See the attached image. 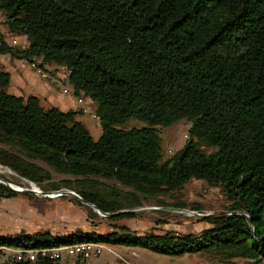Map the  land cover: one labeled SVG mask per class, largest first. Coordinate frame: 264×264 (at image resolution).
Instances as JSON below:
<instances>
[{"label":"trees","instance_id":"16d2710c","mask_svg":"<svg viewBox=\"0 0 264 264\" xmlns=\"http://www.w3.org/2000/svg\"><path fill=\"white\" fill-rule=\"evenodd\" d=\"M0 13L11 34L27 39L19 50L0 34V54L65 67L74 94L95 104L101 131L94 140L78 111L9 93V74L0 71L1 164L41 184L52 177L42 162L69 176L46 190H73L105 212L186 208L164 197L192 179L220 187L227 202L197 233H136L120 225L103 233L0 235V246L88 240L264 264V0H0ZM129 119L145 125L123 128ZM181 120L189 123L187 139L165 159L158 127ZM17 194L0 183V199ZM0 264L62 263L40 257Z\"/></svg>","mask_w":264,"mask_h":264},{"label":"rangeland","instance_id":"374dc122","mask_svg":"<svg viewBox=\"0 0 264 264\" xmlns=\"http://www.w3.org/2000/svg\"><path fill=\"white\" fill-rule=\"evenodd\" d=\"M0 34L4 37H13L10 34L5 23L4 17L0 13ZM20 50V47H16ZM52 65H48L50 67ZM85 111L77 113L76 119H80L90 129L88 122L93 118L98 123L95 109L88 107L85 103H80ZM145 124L136 119H129L123 128H140ZM189 123L181 120L168 127H158V134L161 137V147L163 157L166 159L169 156L177 153L184 145L187 139V129ZM90 133L94 140L98 139V133L90 129ZM1 145V144H0ZM201 151L206 153L211 152L212 148L199 146ZM43 168L51 172V179H45L41 184H37L27 178L19 176L15 171L8 166L0 163V180L10 183L18 189H33L35 187L39 191L49 192L48 195L35 192H18L17 195L11 198L0 199V235L14 236L22 233H34L37 231H48L50 234L59 236L65 235L76 230L84 232L103 233L114 229L120 225L128 226L136 233H144L148 230L156 232L173 231V232H200L202 229L209 226L202 217L193 215L190 211L198 212L190 208L191 205H196L201 209L198 213H219L223 212L227 205L224 194L220 187L209 186L204 181L192 179L184 188L176 193H172L164 197L169 203L176 200L185 201L188 206L187 211L175 209H156L161 206L146 205L140 208L145 210L138 211L137 216L123 218L120 220H112L109 217H103L96 213L90 212V209L82 204L72 200L77 199L73 195L59 193L65 191H73L62 188L58 191L46 190L51 183H57L60 179L69 178L53 172L48 166L42 162H37ZM7 168V169H4ZM74 192V191H73ZM76 193V192H75ZM79 200V199H78ZM83 203V202H81ZM85 204V203H83ZM87 205V204H85ZM169 208H177L168 206ZM139 209V208H135ZM165 212V213H160ZM101 246L102 255L93 257L87 261H78L74 257H64V264H104L107 261L114 262L115 256L123 257L128 262L134 264H226L216 261H211L206 252H191L182 255H167L153 252L149 249L138 246L114 245L105 242H95ZM19 247H9L7 254ZM132 252L137 253L141 258H136ZM6 256V255H5ZM5 256L0 257V263L5 260ZM234 264H248L243 259H235Z\"/></svg>","mask_w":264,"mask_h":264},{"label":"crops","instance_id":"0c3cea01","mask_svg":"<svg viewBox=\"0 0 264 264\" xmlns=\"http://www.w3.org/2000/svg\"><path fill=\"white\" fill-rule=\"evenodd\" d=\"M4 40L10 45L20 47V49L27 45V39L24 34H14L13 37H4ZM47 66L45 65L44 69L54 77V82L41 77L33 68L24 64L21 61V56L14 57L9 53L0 54V71H5L9 74V83L6 88L9 93L23 97L34 95L38 97L40 104L45 108L56 106L64 111L74 110L81 113L82 105L80 103H85L88 107L95 109V104L89 98L74 94L67 82L66 71L63 68L53 65ZM65 89L71 92L66 93L64 92ZM79 97L82 98V102L78 100ZM81 122L84 123L83 121ZM88 125L90 129L100 135L101 131L97 127L98 123L96 120L90 118ZM90 129L88 128L89 131ZM120 258L123 257L115 256L114 263L120 264ZM134 264L136 263L134 262Z\"/></svg>","mask_w":264,"mask_h":264},{"label":"built area","instance_id":"2783aa9c","mask_svg":"<svg viewBox=\"0 0 264 264\" xmlns=\"http://www.w3.org/2000/svg\"><path fill=\"white\" fill-rule=\"evenodd\" d=\"M24 48V47H23ZM21 61L24 64L29 65L35 70L41 77L48 79L50 82H54V77L49 74L44 67H41V59L36 55L22 56ZM65 70V67L61 66ZM66 71V70H65ZM68 71H66L67 75ZM64 92L70 93L71 91L65 89ZM78 100L82 102V98ZM84 112L85 109L82 108ZM93 118L94 114H91ZM12 246H0V257L6 259H14L16 261H35L40 257L49 258L54 261H58L62 264L66 257H74L78 261H87L93 257H100L102 255V247L97 245L94 241H79L67 244H59L52 247H37V248H21L18 250L14 249L11 253L7 254V250ZM132 255L136 258H141L137 253L132 252ZM104 264H115L114 262L107 261ZM120 264H132L127 260L120 258Z\"/></svg>","mask_w":264,"mask_h":264},{"label":"water","instance_id":"95a60500","mask_svg":"<svg viewBox=\"0 0 264 264\" xmlns=\"http://www.w3.org/2000/svg\"><path fill=\"white\" fill-rule=\"evenodd\" d=\"M0 183H3V184H6L9 189H11L12 191L14 192H23V191H28V192H35V193H41V194H44V195H48L49 192H42V191H39L38 189H18L16 188L15 186L11 185L10 183L8 182H5L3 180H0ZM63 194H69V195H73L74 197H76L77 199H79L81 202L91 206L94 211L98 214H100L101 216L103 217H111V216H115V215H118L119 213H123V212H138V211H142V210H145L144 208H139V209H132V210H127V209H123V210H120V211H117V212H105V211H102L100 209H98L94 204H91L89 202H87L86 200H84L81 196H79L78 194H76L75 192L73 191H65V192H62V193H59V195H63ZM156 209H175V210H180V211H187L186 209H181V208H169V207H161V208H156ZM225 212V211H223ZM191 214L193 215H196V216H199V217H206V216H209L213 213H198V212H194V211H190Z\"/></svg>","mask_w":264,"mask_h":264},{"label":"bare ground","instance_id":"6f19581e","mask_svg":"<svg viewBox=\"0 0 264 264\" xmlns=\"http://www.w3.org/2000/svg\"><path fill=\"white\" fill-rule=\"evenodd\" d=\"M4 169H7V168H4ZM33 189H36L35 187H33Z\"/></svg>","mask_w":264,"mask_h":264}]
</instances>
